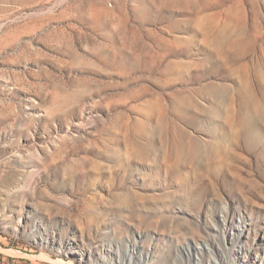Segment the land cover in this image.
Here are the masks:
<instances>
[{
  "label": "rangeland",
  "instance_id": "374dc122",
  "mask_svg": "<svg viewBox=\"0 0 264 264\" xmlns=\"http://www.w3.org/2000/svg\"><path fill=\"white\" fill-rule=\"evenodd\" d=\"M0 264H264V0H0Z\"/></svg>",
  "mask_w": 264,
  "mask_h": 264
}]
</instances>
